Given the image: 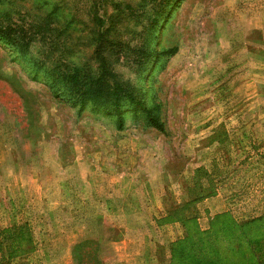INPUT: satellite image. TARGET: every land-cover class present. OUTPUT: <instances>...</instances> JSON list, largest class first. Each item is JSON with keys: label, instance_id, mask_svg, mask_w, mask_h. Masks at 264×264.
Here are the masks:
<instances>
[{"label": "rangeland", "instance_id": "374dc122", "mask_svg": "<svg viewBox=\"0 0 264 264\" xmlns=\"http://www.w3.org/2000/svg\"><path fill=\"white\" fill-rule=\"evenodd\" d=\"M77 67L160 103L166 132L132 106L120 130L112 107L80 106L67 93ZM138 204L143 247L118 262L117 214ZM187 225L256 263L264 0H0V264H171Z\"/></svg>", "mask_w": 264, "mask_h": 264}, {"label": "trees", "instance_id": "16d2710c", "mask_svg": "<svg viewBox=\"0 0 264 264\" xmlns=\"http://www.w3.org/2000/svg\"><path fill=\"white\" fill-rule=\"evenodd\" d=\"M171 51L175 52L176 49L168 50L167 55H169ZM107 72L106 69H103L104 74H109ZM67 76L70 78L72 84V91H67L69 96L75 99L76 102H80V106H84L87 102H93L97 106L105 107L106 110H109L110 107L115 109L116 124L119 130L124 126L123 108L125 106H132L137 111L143 113L142 116L149 126L154 127L162 133L166 132L165 122L160 115L161 104L154 102L151 106H147L134 95V92H132L128 86L118 81L115 76L112 75V85L107 86H104V80H100V76L86 73L80 67L75 68L74 71ZM249 224L250 222L247 221V223L241 224L240 227H247ZM228 225L231 226V222H228ZM6 232L10 233L11 230L7 229ZM242 232L243 234L241 236L247 241L246 234H244L245 231ZM19 239L20 237L14 238L12 241L15 243ZM206 239H208L207 232H201L195 227L194 231L191 233L190 227L188 226V233L183 238L173 242L171 246V264H237V262L230 261L228 257L220 255V252L215 247L216 240L211 238L210 235V245L209 247L205 246L204 243ZM93 241L98 243L99 250V240L85 239L73 248L72 254L74 261H78L80 257L78 249ZM248 243L251 245L252 253L256 260L255 264H264V238L250 239ZM96 259L97 264H103L99 255H97ZM249 260L250 259L245 255L241 264H247Z\"/></svg>", "mask_w": 264, "mask_h": 264}, {"label": "crops", "instance_id": "0c3cea01", "mask_svg": "<svg viewBox=\"0 0 264 264\" xmlns=\"http://www.w3.org/2000/svg\"><path fill=\"white\" fill-rule=\"evenodd\" d=\"M141 208L143 209L144 207L140 206V204H138L135 208H133L131 210L122 209L117 214L118 215L117 217H119V218L122 217L121 220H124V221L122 223L119 221L116 225H114V229L117 230V232L119 231V235L121 233L122 234L123 233H128L127 234L128 237L119 238L120 236L118 235L117 238H115L113 240H109L108 244L114 245V247L117 249V254L119 255L118 262L128 263L129 261L133 260V255L131 254V252H129V248L134 247L135 244H139L141 247H143L141 241L137 242L133 238L134 237L133 234L136 233V232L139 233L140 231L141 232L144 231L147 226H145L143 224L136 223L135 221L132 222L134 217H137V214L141 213ZM147 208L149 210H151L150 207H147ZM88 239L99 240L101 246H104V244H105V242H103V237L102 236H99L98 238L88 237ZM146 243H148V242H146ZM101 260L103 261V264H115V263H118L116 261L113 262V260L112 261L105 260L104 258L101 259ZM119 260H121V261H119Z\"/></svg>", "mask_w": 264, "mask_h": 264}, {"label": "bare ground", "instance_id": "6f19581e", "mask_svg": "<svg viewBox=\"0 0 264 264\" xmlns=\"http://www.w3.org/2000/svg\"><path fill=\"white\" fill-rule=\"evenodd\" d=\"M160 31V30H159Z\"/></svg>", "mask_w": 264, "mask_h": 264}]
</instances>
